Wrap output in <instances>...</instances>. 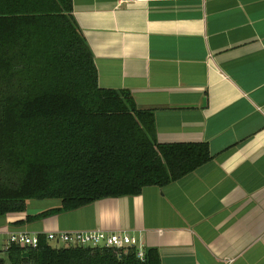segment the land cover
I'll return each mask as SVG.
<instances>
[{"label": "crops", "instance_id": "1", "mask_svg": "<svg viewBox=\"0 0 264 264\" xmlns=\"http://www.w3.org/2000/svg\"><path fill=\"white\" fill-rule=\"evenodd\" d=\"M103 89L155 115L161 144L205 143L212 159L165 187L0 217L14 233H127L162 264H264V0H73Z\"/></svg>", "mask_w": 264, "mask_h": 264}, {"label": "trees", "instance_id": "2", "mask_svg": "<svg viewBox=\"0 0 264 264\" xmlns=\"http://www.w3.org/2000/svg\"><path fill=\"white\" fill-rule=\"evenodd\" d=\"M73 11V0H0V217L30 201L61 202L19 226L165 187L212 159L205 143H159L152 110L100 86ZM38 236L37 248H0V264H162L156 249L141 260L135 248Z\"/></svg>", "mask_w": 264, "mask_h": 264}, {"label": "built area", "instance_id": "3", "mask_svg": "<svg viewBox=\"0 0 264 264\" xmlns=\"http://www.w3.org/2000/svg\"><path fill=\"white\" fill-rule=\"evenodd\" d=\"M47 240L64 247H106L111 249H137V256L143 260L146 255V250L140 241L127 233H106L104 231H90V232H58L48 233ZM39 236L29 235L27 233H14L7 240L6 244H0V248L8 249L12 245L19 247L39 246Z\"/></svg>", "mask_w": 264, "mask_h": 264}, {"label": "rangeland", "instance_id": "4", "mask_svg": "<svg viewBox=\"0 0 264 264\" xmlns=\"http://www.w3.org/2000/svg\"><path fill=\"white\" fill-rule=\"evenodd\" d=\"M56 201H33V202H30L29 205L31 207L35 206V205H44V206H48V205H51L52 203H54ZM2 257H3V253L1 254ZM9 264V263H7Z\"/></svg>", "mask_w": 264, "mask_h": 264}]
</instances>
